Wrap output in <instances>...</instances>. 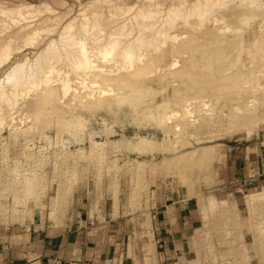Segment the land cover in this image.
<instances>
[{"label":"rangeland","instance_id":"rangeland-1","mask_svg":"<svg viewBox=\"0 0 264 264\" xmlns=\"http://www.w3.org/2000/svg\"><path fill=\"white\" fill-rule=\"evenodd\" d=\"M145 3L146 0H0V7L4 9L33 5L39 13L36 20L28 23L16 18L13 20H19V24L13 20L6 22V26L0 24V46L12 37L11 49L16 51L0 69V79L18 63L34 60L50 39H59L63 27L70 21L84 16L91 18V13L97 11L98 15L104 16L105 22L108 21V9L115 13L116 9H113L118 6H132L134 13L139 7L146 6ZM251 16L254 19L249 25L241 24ZM206 18L199 22L209 19ZM220 18L224 19L223 16ZM24 23L32 24L34 28L37 25L35 29L40 28L42 32L34 46L30 45L27 32L15 33ZM218 23L206 25L200 31L206 27L219 30L226 25L231 30L214 31L212 36L202 32L205 37L200 38V44H205L202 48L208 53L205 57L201 53L197 59L189 61L183 54L168 60L172 63L177 59L179 70L185 69L192 77H172L167 75L168 72L161 75L162 71L158 69L157 73L156 69L153 76L145 79L146 85L152 87L153 95H149L142 106H125L111 113L98 110L93 115L87 111L65 110L67 96L64 102L57 103L53 112L46 110L50 113L47 129H37L35 124L36 108L45 104L46 97L20 99L13 110H7L0 126V145L3 143L0 147V235L26 230L29 222L40 225L47 221L52 226L62 227L61 231L73 232L78 225L67 227V221L83 220L89 223V236H97V226L108 236V244L117 248L121 258L116 264H159L154 258L151 235L153 210L159 205L179 203L192 206L195 212L191 219L202 222L201 227L186 253L166 255L160 264H264V90L259 88L264 85V78L257 83L252 79L253 76L257 79L252 73L258 66L264 71V18L258 11H251L240 14L238 19L227 20L224 26L223 22ZM237 28L241 31L235 34ZM49 29L52 30L50 34ZM200 31L190 32L188 39L197 40L202 35ZM3 36L5 38L1 39ZM236 38H244L245 45L238 43L234 47ZM201 39H207V43ZM223 42L226 43L224 46ZM178 43L175 46L181 44ZM169 68L168 71H173ZM243 73L248 77H243ZM237 75L243 78L239 82L238 76L239 84L231 89L233 79H227ZM190 85H193L191 89ZM180 95L183 101H180ZM106 96L108 99L109 94L104 97L97 94L91 101L99 102ZM169 101V105L166 104ZM157 104H166L168 111H162L155 118L149 116V119V110ZM182 106H189L193 111L192 116H186L185 123L180 121L185 115ZM178 111H182L179 116L168 119ZM142 116L143 120L146 118L144 122ZM60 117L63 120L69 118L73 123L81 118L86 129L83 133H70L64 127L65 121L58 122ZM54 128L58 129L55 131ZM30 181L36 189L29 195L25 189Z\"/></svg>","mask_w":264,"mask_h":264},{"label":"bare ground","instance_id":"bare-ground-1","mask_svg":"<svg viewBox=\"0 0 264 264\" xmlns=\"http://www.w3.org/2000/svg\"><path fill=\"white\" fill-rule=\"evenodd\" d=\"M232 2L234 4L231 8H229L228 6ZM144 5L146 6H143L141 8L139 7L134 13H133L134 7L132 6L131 7L118 6L113 9L114 11L116 9L117 13L112 12L111 11L112 9L111 10L108 9L109 11L108 21H105V22H104V16L98 15L97 11L94 13H91V16H90L91 18H88V16H84L83 18L79 20L74 19L73 21H70L68 24H66L65 27H63L60 33L59 39H50L48 44L44 47V49L41 52H39V54L34 58V60L26 59L25 61L18 63L14 68L7 70L3 78L0 79V126L2 125V122L5 119L3 117L4 116L3 114L7 110H13L14 107L17 106L18 101L20 99H26L27 97L30 98L31 96H35L37 99L42 98V97L47 98V101L45 102L43 106L36 108L37 115L35 114L36 115L35 117H37L36 118L37 121L35 120L36 121L35 124H36L37 129H40V127L46 128V129L48 128L46 126H48L47 120H48L50 113L48 112L46 113V110L49 111L51 109V112H53L54 109L57 108V103L59 101L65 100L67 96H69L68 98L69 100L66 104V107H64V109L65 110L66 108L73 109L75 112H78V113H80L81 111H87L89 114L91 113L95 115L98 110H103V111H107L111 113V111H114L116 109L122 110L125 106H129L133 108L142 106L146 102L145 99L149 97V95L151 94L153 95V89L152 87L146 85L145 79L153 76L154 72H156L158 69L162 71L161 75H165L168 72L169 74L167 75H171L172 77H179V78L186 77L187 78L188 76L189 78H191L192 76L189 73H187L185 69L179 70L180 62L177 59H175L172 63H169L168 60H170V58H177V55L179 56L185 55V57L188 58L189 61H193L197 59L196 57L198 56V54L200 55L201 53H202V56L205 57V55L208 53H206V51H204L202 48L204 47L205 44L204 45L200 44L201 43L200 38L203 36L202 32L206 31L205 36H209V35L212 36L214 31H220L224 33V32H229L231 30V27L226 25L225 27H223V29H219V30H214L212 27L210 28L206 27L205 30L201 32L200 30H202L206 25H209V24L215 25V24H219L218 22L224 23L227 20L238 19L240 14L242 15L246 12H251V11H258L259 15L262 16V18H264V0H194V1L191 0V2L188 0H146V3ZM121 9H122V12L120 11ZM49 12L51 11L49 10ZM37 14H39L37 11V8L33 5H23L16 10H8V9H4L3 7H0V24L1 25L4 24L6 26L5 24L6 22L8 21L12 22L11 20L16 19V18L22 19V21L28 23L29 20L35 19L37 17ZM210 14H212V17L209 18L208 16H210ZM220 16H223L224 19L220 18ZM205 17H207L206 19L208 18L209 19L207 21L199 22V20H203V18ZM252 19H254L252 16L250 18H245L244 20H242L243 22L241 24L249 25ZM37 20H39V18ZM209 20H211V22H208ZM258 20L260 19L258 18ZM13 21H16V20H13ZM41 22H44V21H41ZM223 23H222V26L225 25V23L224 24ZM12 25L14 26L15 24H12ZM233 26H236V25H233ZM17 28L18 29L15 32L17 35H21V33H25V32L28 33L29 40L31 42L30 45L35 44L39 36L42 33L41 30H39L40 28L35 29L37 28V25L34 28L32 24L25 25L24 23V25L19 26ZM197 29L202 34L200 35L199 38L198 36H196V38H198L199 40L198 39L197 40L188 39V35L190 34V32L197 30ZM260 29L262 28L260 27ZM254 30L255 28H253V32ZM45 31H47L46 28H45ZM234 31H235V34H238L241 30L237 28ZM51 32L52 30L49 31V34ZM6 34L4 36H6ZM197 34H200V33L198 32ZM4 36L3 38L1 37V39H4L5 38ZM213 36L214 38L216 37L215 34ZM8 39L9 40L7 41V43L3 42L2 46H0V69L4 68V66L12 59V56L16 53V51L11 49L12 37ZM203 40L205 41L207 39H203ZM19 41H20V38H19ZM27 41L28 40H25V42ZM221 41L223 40L221 39ZM260 41L261 40H259L256 43L259 44ZM233 42H234L233 44L234 47H237L238 43L242 46L243 44L245 45L244 38H239V39L236 38L234 39ZM177 43L178 44L181 43V44L179 46H175ZM222 44L224 46L226 43L223 42ZM242 46L241 47L239 46L240 47L239 49H241ZM247 47L249 48V46ZM13 48H16V47H13ZM18 50L21 51V49H18ZM241 53H243V51ZM211 55H213V53ZM252 55L255 57L253 53L251 54V56ZM239 59L240 61L241 60L243 61L241 57ZM255 59H258V58H255ZM147 61L149 64L147 63ZM223 62H224V59H223ZM209 65L206 66L208 67V71L210 69ZM168 67L173 68V71L172 69L171 71H168ZM159 70L157 71V73H159ZM211 70H213V68ZM208 71L207 73L211 72V71L209 72ZM242 71L244 72L243 68H242ZM220 72L222 71L220 70ZM215 73L217 72L215 71ZM161 75H160V78H161ZM245 75L246 74L243 73V77H246ZM252 75H256L257 79H255V76H253L252 79H254L255 83H257L261 81V79L264 78V71L262 70L261 67L258 66L256 71H253ZM238 76L240 75L227 79L228 81L233 79V81L230 83V86L228 83V86L231 87V89L234 88V86H236L237 84H239ZM240 77H239V82L243 78V77L241 78ZM185 83H184V86H185ZM218 84L220 85V83ZM223 84L225 85V83ZM190 86L189 88L191 89L193 85L191 87ZM259 88L264 90V85L263 84L259 85ZM97 89L99 90V92ZM199 89H202V88H199ZM187 91L185 92L187 93ZM84 94H86V97H84ZM97 94L98 96H103V97L104 95L109 94V98L107 99L108 96H106L105 98H100L101 100L99 99L100 100V101L98 100L99 102H96V100L95 102H92L91 98L96 96ZM181 95L183 96V93ZM181 95L179 99L180 101H183L184 99L182 98ZM156 96H159V95H156ZM175 96L176 95H174V97ZM149 99H152V98H149ZM165 99L167 98L165 97ZM175 99H177V96ZM170 102L171 101H169L166 104L169 105ZM166 104H157L155 107L152 106L153 109H150V110L148 109L149 110L148 118L151 119V118L158 117L162 111L165 112L166 111L165 108L167 107ZM176 104L180 105L179 102H177ZM46 105L47 106L49 105L50 108L48 107V109H46L45 108ZM147 105L149 106L148 101H147ZM182 107H183L182 110L185 113V115L184 117H182L181 120L180 119L179 120L185 123L184 119L186 118L187 115L192 116L191 114L193 111L189 109V106H185V107L182 106ZM204 108H208V107L204 106ZM148 110H145V111H148ZM181 112L178 111L174 114H171L172 116L170 115L169 117L168 116L167 117L168 119H170V117L179 116ZM164 114L165 113H163V115ZM149 116H151V118ZM161 116L160 118L163 119L164 116L163 117ZM26 117H28V115ZM143 118L144 117L142 116L141 121L144 122L146 118L144 120ZM68 119L63 120V118L60 117V119H58V122L65 121L66 126L64 127L67 128L68 132L70 133L77 134V133L84 132V129L86 128H84V125L81 122L82 121L81 118L79 119L80 121H78L77 123L76 121L75 123H73L71 119L70 120ZM179 127L180 126L178 125L177 128L179 129ZM7 129H9V127ZM57 129H55V131ZM30 133L32 134V132ZM77 138H78V135L76 139ZM72 139L74 138H71V140ZM76 141L78 142V140ZM102 147L105 149L104 146ZM68 151H66V153ZM63 155L65 156V153ZM103 160L104 159H102V161ZM17 176H18V173L16 174V179H17ZM22 176L23 175H21V181H22ZM23 181L25 180L23 179ZM32 183L33 182L31 181L28 182V185L25 189L26 194L30 195L33 192V190L36 189L34 185H32ZM23 184H25V182H23ZM18 193H20V191ZM23 198H25V196L22 197L21 200ZM35 206L37 207V205Z\"/></svg>","mask_w":264,"mask_h":264},{"label":"crops","instance_id":"crops-1","mask_svg":"<svg viewBox=\"0 0 264 264\" xmlns=\"http://www.w3.org/2000/svg\"><path fill=\"white\" fill-rule=\"evenodd\" d=\"M192 206L175 203L159 205L153 210L151 230L155 259L159 264L166 255L181 256L194 243L201 226L192 220ZM29 222V227L10 235H0V264H116L117 248L108 244V236L97 226V236H89V223L70 222L62 227ZM111 239V238H110ZM125 263V262H124ZM122 263V264H124ZM127 264V262L125 263Z\"/></svg>","mask_w":264,"mask_h":264}]
</instances>
